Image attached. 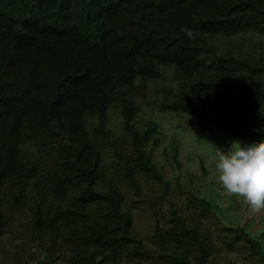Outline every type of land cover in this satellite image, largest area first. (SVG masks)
<instances>
[{
  "label": "trees",
  "instance_id": "16d2710c",
  "mask_svg": "<svg viewBox=\"0 0 264 264\" xmlns=\"http://www.w3.org/2000/svg\"><path fill=\"white\" fill-rule=\"evenodd\" d=\"M142 103L264 140V0H0V237L66 264H193L144 247L123 207L121 185L161 181Z\"/></svg>",
  "mask_w": 264,
  "mask_h": 264
},
{
  "label": "rangeland",
  "instance_id": "374dc122",
  "mask_svg": "<svg viewBox=\"0 0 264 264\" xmlns=\"http://www.w3.org/2000/svg\"><path fill=\"white\" fill-rule=\"evenodd\" d=\"M140 111L158 127V142L150 148L161 181L141 178L138 192L121 185L133 236L153 252L183 254L193 264L197 249L185 238L191 234L208 246L210 254L203 264H264V212L253 214L242 199L227 195L214 164L218 148L226 150L233 140L251 143L204 126L195 116L157 111L145 103ZM121 121L117 112L109 117L108 126L118 138ZM171 230L183 233L181 244L168 240ZM40 260L66 264L53 260L15 229L0 237V264Z\"/></svg>",
  "mask_w": 264,
  "mask_h": 264
},
{
  "label": "clouds",
  "instance_id": "9594fccd",
  "mask_svg": "<svg viewBox=\"0 0 264 264\" xmlns=\"http://www.w3.org/2000/svg\"><path fill=\"white\" fill-rule=\"evenodd\" d=\"M182 30L195 38L192 30ZM214 164L227 195L242 199L253 214L264 212V140L252 144L233 140L226 150L218 148Z\"/></svg>",
  "mask_w": 264,
  "mask_h": 264
}]
</instances>
